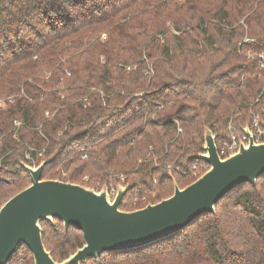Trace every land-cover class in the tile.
Returning a JSON list of instances; mask_svg holds the SVG:
<instances>
[{
  "label": "trees",
  "instance_id": "1",
  "mask_svg": "<svg viewBox=\"0 0 264 264\" xmlns=\"http://www.w3.org/2000/svg\"><path fill=\"white\" fill-rule=\"evenodd\" d=\"M263 52L264 0H0V207L30 185L26 155L42 179L122 173L148 203L170 197L207 166L190 158L205 128L220 146L264 121ZM41 226L57 262L84 243ZM7 264L34 262L21 245ZM82 264H264V174L176 234Z\"/></svg>",
  "mask_w": 264,
  "mask_h": 264
},
{
  "label": "water",
  "instance_id": "2",
  "mask_svg": "<svg viewBox=\"0 0 264 264\" xmlns=\"http://www.w3.org/2000/svg\"><path fill=\"white\" fill-rule=\"evenodd\" d=\"M247 143L221 158L216 135L205 128L202 152L191 159L208 169L189 185L174 186L173 194L155 204L123 211L120 204L129 187L116 186L110 199L105 185L95 191L81 184L42 179L46 162L24 164L30 185L0 207V264H7L21 245L28 248L34 264H82L105 252L129 251L147 246L189 226L227 193L245 183L255 184L264 174V140L255 143L249 126L243 128ZM53 219L65 229L82 232L84 243L64 260L55 261L42 240V222Z\"/></svg>",
  "mask_w": 264,
  "mask_h": 264
},
{
  "label": "built area",
  "instance_id": "3",
  "mask_svg": "<svg viewBox=\"0 0 264 264\" xmlns=\"http://www.w3.org/2000/svg\"><path fill=\"white\" fill-rule=\"evenodd\" d=\"M249 56H252L249 54ZM259 59L261 62H264V54L260 53L258 54ZM134 68V66H127L126 69ZM12 102V98H0V109H3L6 107V104ZM15 125L19 126V122L15 121ZM230 129V139L228 141H223L220 146H217L218 154L221 158L227 157L228 155H231L235 153L238 150L239 142L242 141L245 144L247 143V136L243 133L242 136L238 137L235 133V129L232 127H229ZM250 133L253 137V140L255 143H260L264 140V121H261L258 116H255L251 127L249 126ZM181 129L178 127L177 132H180ZM41 155V154H40ZM26 159H28L32 163V167H36L35 160L31 158L29 155L25 156ZM83 158H85V155H83ZM120 179H123L122 175H120ZM109 196L110 198H113L115 195L116 190L114 188L109 189Z\"/></svg>",
  "mask_w": 264,
  "mask_h": 264
},
{
  "label": "rangeland",
  "instance_id": "4",
  "mask_svg": "<svg viewBox=\"0 0 264 264\" xmlns=\"http://www.w3.org/2000/svg\"><path fill=\"white\" fill-rule=\"evenodd\" d=\"M105 34H101V37L104 38ZM264 54V52L262 53ZM198 164L200 166L204 165L203 163L198 162ZM168 168H171V166L168 165ZM208 169V165L206 167H204L203 169V172L200 173L199 171V167L196 166V165H193L191 167V171H190V174L192 175V177L194 178H198L199 176H201L206 170ZM179 171V170H178ZM118 175V178H119V181L120 183L116 184V185H110V184H100L98 183L99 181H93L92 179L89 178V176H83L81 179H80V184L81 185H84L88 188H91L95 191H99L101 190V188L103 186H107L108 187V191L110 188H114L116 190V186L120 185V186H124V187H127V185L124 184V177H123V174H117ZM120 175H122L123 179H120ZM109 176H112V174H110ZM8 179V178H7ZM15 181H17L15 179ZM27 182V180H26ZM25 182V183H26ZM176 185V184H175ZM130 189V188H129ZM127 191V193L125 194L124 196V203L127 204V207L123 210V211H132V210H136L138 206H143L145 207L147 204H151V203H148L147 200H146V195H147V190H144L142 192L139 191L138 188H135V189H130ZM112 199V198H110ZM43 229V228H42ZM22 259H24V255L21 256Z\"/></svg>",
  "mask_w": 264,
  "mask_h": 264
}]
</instances>
